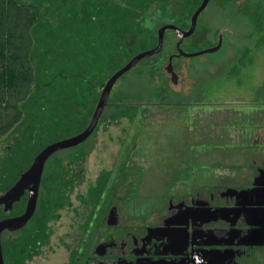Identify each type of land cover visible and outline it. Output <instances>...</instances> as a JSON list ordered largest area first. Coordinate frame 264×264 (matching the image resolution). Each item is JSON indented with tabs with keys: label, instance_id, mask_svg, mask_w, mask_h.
Here are the masks:
<instances>
[{
	"label": "trees",
	"instance_id": "16d2710c",
	"mask_svg": "<svg viewBox=\"0 0 264 264\" xmlns=\"http://www.w3.org/2000/svg\"><path fill=\"white\" fill-rule=\"evenodd\" d=\"M201 1L0 0V138L17 131L0 156V192L18 179L44 146L80 131L106 80L135 54L152 48L161 25L186 24L184 19ZM180 13L183 21L178 20ZM154 55L130 69L141 64L134 72L149 85L156 84L151 81L156 67L149 62ZM121 92L112 100H129L128 93ZM142 113L143 109L132 121ZM43 169L33 215L14 231L18 237L5 240L1 234L4 264H25L39 252L37 241L47 237L46 223L63 204L60 172L49 164ZM107 175L100 173L88 190L96 202ZM25 195L9 212L0 205V220L23 211Z\"/></svg>",
	"mask_w": 264,
	"mask_h": 264
},
{
	"label": "flooded vegetation",
	"instance_id": "af4514ba",
	"mask_svg": "<svg viewBox=\"0 0 264 264\" xmlns=\"http://www.w3.org/2000/svg\"><path fill=\"white\" fill-rule=\"evenodd\" d=\"M199 5L200 3L184 19L186 24L172 21L165 24L170 23L181 31L188 30L190 28L191 16ZM176 6L182 7L183 5ZM209 6L210 8L213 6V8L205 19L207 24L198 28L199 17ZM180 15L181 17L179 16L178 20L183 21V13H180ZM210 22H213V24H210ZM165 32H169L170 36L168 37H170V40L169 38L166 40L164 37L161 50L154 55L156 59L149 61L150 65L156 67V73L151 81L160 86H165V99L160 98L154 101L139 100L138 98L135 101L130 99L114 101L112 100L111 93L117 80L90 135L77 145L58 150L59 152L61 151V154L57 156L55 154H58V151L52 153L47 158L45 166L47 164L50 167L54 166L60 172L61 182L65 183L64 188L72 189L82 184L79 182L83 178L84 165L93 149V145L96 143L100 130L106 131L109 129V126L117 124L125 118L128 121H132L137 116V113H140L141 109H143V113L140 114L139 118L147 119L152 118L148 107H162L164 110L178 111L183 107L190 108V106H194L193 108H198L197 110H193V112H196L195 115H197L200 108L207 107L206 104H215L219 109L241 105L248 108L249 106L247 105L250 104L252 107L248 110L250 111L251 121L245 126L244 131L240 132L243 134L241 135L242 137L248 135L246 143L241 145L246 146L244 148L231 147L236 148L237 152L234 149V152H232L234 159L232 157L229 162L226 161L225 157L229 149H224V152H222L224 156L221 159H224L228 163L227 168H236L237 171L233 172L232 176L217 178L214 182L208 181L200 185L196 183V187L193 186L191 191H183L181 195H167L163 204H161L162 206L150 215V218L146 220L147 222L140 221L137 218L125 222L121 215V208H119L116 202V199L120 196L115 197L116 195H111L108 200L109 203L104 220L107 224L115 226V232L102 241H95L90 248L91 251L87 248L85 254L84 252H80L82 248L80 244L83 242L81 234L83 235L86 231L90 218L95 215L100 205L99 201H94L88 194V190L96 185L97 176L94 182H90L85 195L78 194V197L81 199L78 202L89 203V211L85 214L84 220L76 224L75 240L72 243H68L65 248L66 256L60 264H104L105 262L116 261L120 264H200L201 262L210 260L217 261L218 259L199 257V248L197 249L196 244H193L192 240L196 239V242H205V240L200 241L197 238H192V240L187 239L185 242L173 244L167 239L169 231L167 229L159 230L158 228L167 225L180 235L181 231L192 233L197 229L245 231L255 226L256 222H258L256 227L259 228V223L264 221L261 217L254 218L246 204L244 206H237V202L241 203L245 199L242 201L236 200L234 198L235 192H233L234 190L252 188L255 185L256 179L264 185V114H260L258 110L254 111V106L260 105V100L255 101L252 99L247 102L225 100L217 102L208 98L203 99L200 93L203 83L197 82L199 79H202L199 77V74L195 76L191 91L184 93L180 90L183 80L189 78V69L186 61L190 62L191 59L202 58L206 54L218 53L220 58L217 59V62L208 60L207 65L209 67H206L204 71L209 74L220 71L222 72V79L228 81H232V79L239 81V73L243 69H247V66L251 68L255 65V62L258 63L264 48V2L259 0H232L231 2L228 0H208L205 8L198 15L194 29L189 35L180 38L172 29H167ZM199 44L204 45L198 47ZM213 79L212 77L204 80L210 82ZM256 87L258 92L260 88L258 85ZM116 91H114V95ZM100 92L101 88L97 100ZM262 101L264 102V100ZM96 102L86 125L94 111ZM123 111L136 113L130 116L124 115ZM141 119L138 120L141 121ZM80 131L69 136L78 134ZM167 132H169V135H172L169 129H167ZM259 145L261 147L260 151L255 149V146ZM80 152H87V154L80 156ZM246 152L250 156L248 157V161L240 157L241 154L245 155ZM223 164L224 162L217 163L219 166H223ZM43 172L41 180L44 178ZM108 172L109 170L103 169L101 173L108 174ZM41 185L42 183L39 186V191ZM61 191L60 195L62 196L63 204L54 211L56 216L47 221V237L37 241L39 252L50 241L51 222H55L59 218L61 211L67 205L66 199H69V196H66L64 190ZM37 198H39V195ZM83 203H81L82 208ZM180 205L184 207L182 211L188 210L185 215L176 214ZM253 207L259 209L263 208L264 205L257 204ZM218 208H223L224 213L222 214H224L225 220L217 217L212 218L215 214L209 215L210 211L212 212ZM196 209H206L208 212L204 213L202 211L199 213ZM10 216L15 215H8V217ZM262 228L264 232V227ZM4 232L15 233L9 230H4ZM255 240L257 241L255 244H241L240 239L228 238L227 241L232 242L229 245V248H231L230 255L223 260L226 263L232 264H264V234ZM208 247L210 248L211 246ZM38 254L36 253L31 257Z\"/></svg>",
	"mask_w": 264,
	"mask_h": 264
},
{
	"label": "rangeland",
	"instance_id": "374dc122",
	"mask_svg": "<svg viewBox=\"0 0 264 264\" xmlns=\"http://www.w3.org/2000/svg\"><path fill=\"white\" fill-rule=\"evenodd\" d=\"M212 8L209 6L199 17L198 28L207 24L205 19ZM168 34L166 32V40H170ZM203 45L199 44L198 47ZM219 58L218 53H212L203 55L202 58H190V62L186 61L189 78L181 83V92L191 91L195 76L199 74L202 79L197 82L203 83L200 89L203 99L217 102L260 100V105H255L254 111L264 114V48L258 63L255 62L251 68L247 66V69L239 73V81L223 80L220 71L211 74L204 71L209 67L208 60L217 62ZM139 66L141 64L118 79L112 90V97L116 90V93L126 91L129 99L133 101L138 98L157 101L161 95L164 96L165 91L159 84L149 85L143 81L145 79L137 77L134 71L140 69ZM212 77V81H205ZM257 85L260 88L258 92ZM206 106L200 108L197 115L193 110L198 108H193L194 106L183 107L178 111L148 107L152 118H140L141 121H128L125 118L109 126L106 131L100 130L84 165L83 178L79 182L82 184L72 189L62 188L69 199H66L67 205L59 218L50 224V241L40 249L37 256L26 259L24 263L60 264L64 260L65 248L75 240L76 224L84 220L90 207L89 203L83 202V208L81 207L78 194L85 195L90 182H94L103 169L109 170L106 188L100 197V205L95 215L90 218L86 231L81 234L83 242L80 244V252L85 254L86 249L90 250L95 241H102L115 232V226L104 220L111 195L120 196L116 202L125 222L132 221L133 218L147 222L150 215L162 206L167 195H181L183 191H191L193 186H197L196 183L200 185L208 181L214 182L217 178L232 176L237 170L227 168V162L232 157L234 159L232 152L234 149L237 152V149L231 147L246 146L241 145L246 143L248 135L242 137L240 132L251 121L248 109L252 106L249 104L248 108L241 105L224 109H219L215 104ZM167 129L172 135H169ZM14 131L0 138V156L4 153V148L12 143L14 135L17 134ZM224 149H229L225 154L227 162L221 159ZM255 149L260 151V145L255 146ZM59 154L61 151L55 156ZM240 157L248 161L250 156L246 152ZM220 162H224L223 166L217 165ZM19 234L4 232L2 238L12 240Z\"/></svg>",
	"mask_w": 264,
	"mask_h": 264
},
{
	"label": "water",
	"instance_id": "95a60500",
	"mask_svg": "<svg viewBox=\"0 0 264 264\" xmlns=\"http://www.w3.org/2000/svg\"><path fill=\"white\" fill-rule=\"evenodd\" d=\"M207 2L208 0L201 1L200 5L196 8L194 13L192 14L190 21V28L186 31H181L179 28H177L176 26L170 23L161 25L157 29L156 44L150 49L143 50L135 54L122 67L117 69L107 79V81L101 88V92L96 102L94 111L86 127L78 134L48 143L46 146H44L41 150L37 152L30 165L19 175L18 179L7 190L0 192V205L3 206V211L5 212H9V210L12 208L13 203L19 201L21 197L26 193V201L23 211L18 215L5 217L0 220V264H4L3 252L1 246V234L4 230L15 231L22 228L33 215L36 207L41 175L47 158L52 153L60 149L72 147L84 141L93 131L98 121V118L102 112V109L107 102L109 93L115 81L124 73H126L128 70H130L141 59L149 58L152 55L159 52L163 44L164 32L167 29L174 30L176 32V35L180 38L189 35L194 29L198 15L205 8ZM262 184L263 183L259 182V180L256 179L255 185L252 188L247 190L233 189L234 190L233 192H235L234 198H236V200L242 201L245 199L241 203L237 202L236 203L237 206L238 205L244 206L246 204L247 207H249L248 208L249 212L252 214L254 218L261 217L262 220H264V207L259 209L257 207H253L256 206L257 204L264 205V185ZM183 208L184 207L180 205L176 214L185 215L188 212V210L186 209L182 211ZM222 209L223 208H218L212 212L210 211L209 215L212 216L215 214L212 218L217 217L222 220H225L226 218L224 217V214H222L224 213V210ZM196 211H198L199 213L202 211L204 213L208 212V210L206 209L205 210L196 209ZM257 225L258 222L255 223V226L251 227L250 229L248 228L245 231L242 230L214 231L211 229H204V230L197 229L195 232L192 233H188V232L186 233L184 231H181L180 232L181 235L176 231H174L173 229H171L170 227H168L167 225H163L158 229L159 230L167 229L169 231L167 233V239L173 244H176L177 242H185L187 239L192 240V238L194 239L197 238L200 241L205 240V242H196V239L194 241L192 240V243L196 244L197 249L199 248L198 249V251L200 252L199 257L212 258L218 260L217 261L210 260L206 262H201L200 264H227L223 259L229 257L230 249H231L229 248V245L232 244V242L227 241V239L232 237V238L240 239L241 244H255L257 242L255 239H257L258 237L264 234V232L262 231L263 230L262 227H264V221L259 223V228L256 227ZM208 246L211 247L209 248ZM104 264H120V263L116 261V262H108V263L105 262Z\"/></svg>",
	"mask_w": 264,
	"mask_h": 264
}]
</instances>
